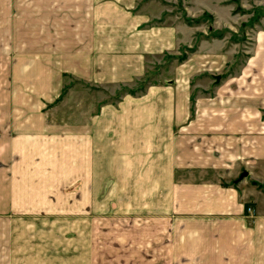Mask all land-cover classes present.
<instances>
[{
	"label": "rangeland",
	"instance_id": "obj_1",
	"mask_svg": "<svg viewBox=\"0 0 264 264\" xmlns=\"http://www.w3.org/2000/svg\"><path fill=\"white\" fill-rule=\"evenodd\" d=\"M260 27L264 0H0V93L37 179L0 212V264H238L236 214L200 187L264 192L220 131Z\"/></svg>",
	"mask_w": 264,
	"mask_h": 264
},
{
	"label": "crops",
	"instance_id": "obj_2",
	"mask_svg": "<svg viewBox=\"0 0 264 264\" xmlns=\"http://www.w3.org/2000/svg\"><path fill=\"white\" fill-rule=\"evenodd\" d=\"M255 41L258 56L255 55V59L247 61L236 77L237 91L233 95L236 108L221 110V117L224 119L220 131L232 134V137L229 135L226 138L223 137L225 138L222 140L224 146H228V142L232 141L237 142L233 144L234 147L237 145L239 148L241 143L244 150L247 149V157L243 158L241 161L243 163L238 164L239 166L248 165L246 169L250 181L264 187V181H262L264 178L256 177L257 170L264 164V137L260 135L264 132V124L260 121V116L264 113V27L256 30ZM13 97L11 94L0 93V212L3 213L25 211L26 209H21V206L15 203V200L21 196L22 181L28 184L27 191L30 190L31 182L36 184L37 181L36 177L30 174L31 162L28 160L21 164L20 161L21 153L29 152L28 147H25L23 151L21 144L31 143L34 135H32L33 130L28 126L31 123L30 120H27L26 128L23 124L18 126L19 121L15 117H20L21 111L10 106L9 101L14 100ZM230 116L237 118L235 125H230ZM16 123L18 124L15 125ZM246 133H252L247 140L244 136ZM233 134H237L236 139ZM244 142L245 145L242 144ZM194 162L189 165L198 170L199 164ZM235 164L223 165L224 171L231 174L235 170ZM21 170L25 172L23 176ZM202 174L206 173L202 172ZM203 178L205 176L195 177L196 180ZM205 184L200 187L206 191L204 197L206 201L212 199L211 203L204 204L207 213L221 211L236 214L235 222H224L222 225H228L224 227V231L229 238L235 240L233 243L236 245L238 264H264V206L257 205V200L261 196L264 197V192L255 189V186L246 187L243 182L236 186L222 187ZM200 207L201 205L199 210H201ZM172 260L175 261L174 258Z\"/></svg>",
	"mask_w": 264,
	"mask_h": 264
},
{
	"label": "water",
	"instance_id": "obj_3",
	"mask_svg": "<svg viewBox=\"0 0 264 264\" xmlns=\"http://www.w3.org/2000/svg\"><path fill=\"white\" fill-rule=\"evenodd\" d=\"M217 79H218V78H217ZM247 175H248V172H247L246 170H243V171L240 173V175H239L237 181L242 180V179L245 178Z\"/></svg>",
	"mask_w": 264,
	"mask_h": 264
}]
</instances>
